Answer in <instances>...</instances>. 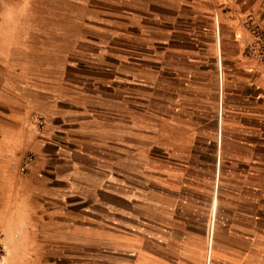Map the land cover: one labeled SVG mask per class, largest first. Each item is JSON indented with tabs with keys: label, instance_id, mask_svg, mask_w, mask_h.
I'll list each match as a JSON object with an SVG mask.
<instances>
[{
	"label": "rangeland",
	"instance_id": "374dc122",
	"mask_svg": "<svg viewBox=\"0 0 264 264\" xmlns=\"http://www.w3.org/2000/svg\"><path fill=\"white\" fill-rule=\"evenodd\" d=\"M137 7L0 0L13 88L0 101V264H106V190L151 182L152 23ZM250 27L246 55L264 67V31Z\"/></svg>",
	"mask_w": 264,
	"mask_h": 264
},
{
	"label": "crops",
	"instance_id": "0c3cea01",
	"mask_svg": "<svg viewBox=\"0 0 264 264\" xmlns=\"http://www.w3.org/2000/svg\"><path fill=\"white\" fill-rule=\"evenodd\" d=\"M82 1L152 23L151 182L106 190L105 263L264 264V67L246 55L264 0Z\"/></svg>",
	"mask_w": 264,
	"mask_h": 264
}]
</instances>
